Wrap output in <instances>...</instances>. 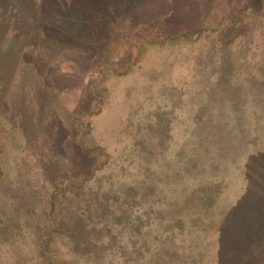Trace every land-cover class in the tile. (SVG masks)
<instances>
[{
	"label": "rangeland",
	"instance_id": "1",
	"mask_svg": "<svg viewBox=\"0 0 264 264\" xmlns=\"http://www.w3.org/2000/svg\"><path fill=\"white\" fill-rule=\"evenodd\" d=\"M241 1L0 0V21L20 19L0 26V84L26 70L38 128L60 141L91 122L108 155L86 205L125 207L101 218L117 236L98 263L264 264V16L237 18ZM27 228L0 264H36Z\"/></svg>",
	"mask_w": 264,
	"mask_h": 264
},
{
	"label": "trees",
	"instance_id": "2",
	"mask_svg": "<svg viewBox=\"0 0 264 264\" xmlns=\"http://www.w3.org/2000/svg\"><path fill=\"white\" fill-rule=\"evenodd\" d=\"M241 2L243 6L249 4L248 7L241 8ZM241 2L238 3L237 18L244 19L250 13L262 21L264 0H258L254 5L251 0ZM2 19H14L20 23L15 16L9 18L3 15ZM3 20L0 21L2 27ZM17 69H20L18 65L8 68V80L0 84V160L4 159L6 163V171L0 168V234L3 236L0 243H11L17 235L12 234L13 229L19 223H24L28 227L26 232L33 238L30 248L37 259L36 264H67L69 258L65 259L60 254V249L66 247L72 253V264H100L97 261L101 256L111 258L107 252L115 244L112 237L117 236V232L111 230L110 239L105 240L101 218L110 217L106 219L115 223V212L119 210L116 208L125 207L123 203H115L102 216L98 207L86 205L89 194L86 185L99 168L98 159H107L108 155L91 139V122L84 129L76 128V134L64 140L56 139L57 132L44 134L38 127L48 124L50 115L41 117L39 111L34 112L33 109L41 107V104L29 97L32 93L39 95V87H32L27 82L29 72L24 70L18 73ZM2 74L5 72L2 71ZM19 75L23 77L19 78ZM27 84L32 92L30 94L26 90ZM14 141H19V144L13 149ZM47 149L51 154L47 153ZM37 155L47 161L41 170L34 162ZM56 162L59 163L58 167ZM64 169L66 173L62 182H55L50 173H60ZM71 199L75 207L66 209H72L73 213L63 218L62 208L57 209L56 205L58 202L69 203ZM123 211L128 213L127 208ZM136 221L138 219H133V222ZM135 224L140 229L139 224ZM112 263L109 259L106 264Z\"/></svg>",
	"mask_w": 264,
	"mask_h": 264
}]
</instances>
